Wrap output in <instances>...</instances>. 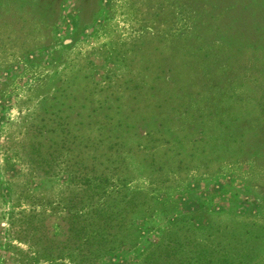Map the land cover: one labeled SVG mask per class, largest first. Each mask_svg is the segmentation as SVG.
Wrapping results in <instances>:
<instances>
[{
  "label": "rangeland",
  "instance_id": "1",
  "mask_svg": "<svg viewBox=\"0 0 264 264\" xmlns=\"http://www.w3.org/2000/svg\"><path fill=\"white\" fill-rule=\"evenodd\" d=\"M125 187L138 250L264 264V0H0V264Z\"/></svg>",
  "mask_w": 264,
  "mask_h": 264
},
{
  "label": "trees",
  "instance_id": "2",
  "mask_svg": "<svg viewBox=\"0 0 264 264\" xmlns=\"http://www.w3.org/2000/svg\"><path fill=\"white\" fill-rule=\"evenodd\" d=\"M107 195L108 198L99 199L85 215L74 213V220L68 223L65 241L58 244L60 253L52 254V247L46 248L44 250L49 253H34L33 262L46 258L48 264H101L130 247L135 255V264H192L186 257L185 243L167 239L163 234L150 248L138 250L141 237L139 222L129 220L120 210L130 208L134 211L133 215H137L142 207L138 201L142 192L126 190L125 194L118 192L115 196L114 193ZM135 202L139 204L135 205ZM16 216V213H10L9 227L14 228L18 224L21 228L17 231L19 234L34 237L32 223L19 224ZM202 251L203 248L197 254L198 257L191 259L193 264H215V258L204 257Z\"/></svg>",
  "mask_w": 264,
  "mask_h": 264
},
{
  "label": "flooded vegetation",
  "instance_id": "3",
  "mask_svg": "<svg viewBox=\"0 0 264 264\" xmlns=\"http://www.w3.org/2000/svg\"><path fill=\"white\" fill-rule=\"evenodd\" d=\"M124 190H127V189H126V187H125V189H124Z\"/></svg>",
  "mask_w": 264,
  "mask_h": 264
}]
</instances>
